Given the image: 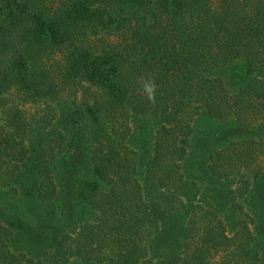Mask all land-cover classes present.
Segmentation results:
<instances>
[{
    "label": "trees",
    "instance_id": "trees-1",
    "mask_svg": "<svg viewBox=\"0 0 264 264\" xmlns=\"http://www.w3.org/2000/svg\"><path fill=\"white\" fill-rule=\"evenodd\" d=\"M258 102L264 0H0V189L81 221L50 264H264V174L229 189L209 125Z\"/></svg>",
    "mask_w": 264,
    "mask_h": 264
},
{
    "label": "rangeland",
    "instance_id": "rangeland-1",
    "mask_svg": "<svg viewBox=\"0 0 264 264\" xmlns=\"http://www.w3.org/2000/svg\"><path fill=\"white\" fill-rule=\"evenodd\" d=\"M213 1L215 2L216 0ZM229 103L232 104L233 102ZM27 109L29 112H34L36 108L31 106ZM244 112L239 111L240 116L238 115L240 118H244L242 125L240 121L236 120V116L232 117V120L228 122H226L227 120L223 121L224 123L213 121L209 124L213 130L216 129L217 136L228 139L227 142L221 141V146H229L228 142L231 141L236 146H230L227 152L229 154L236 153L240 156V159L236 162L233 160L235 164H230L228 165L229 167H226L228 176L226 178L232 182L229 186L231 190L237 188L236 182L240 176H244V178L249 176L251 178L250 181H252L253 176L264 174V130L258 129L260 125L264 124L263 111H261L260 103L258 102L255 108H248ZM200 125L205 127L206 124L201 122ZM239 148L242 149L240 150ZM183 170L186 173L185 168ZM197 188L200 190L199 196L203 199H207L213 192V189L207 187L203 182H199ZM236 197L238 202L245 200L244 197L242 199L239 196ZM49 205L26 199L24 196H16L9 192V189H0V214H2L0 216L3 225L12 232L8 246L15 255L21 254L34 262L40 259L44 264H50L52 258L50 254L54 252L57 243L63 236H68V239L64 241L62 252H64V248H70L75 245V238H77L76 234L81 221L75 222L66 229H54L53 225L49 224L48 214L52 208ZM95 216V214L92 217L91 215L85 216L83 219L88 220V222L92 221L94 224L96 222ZM60 258H68V256L62 255ZM218 259L219 257H215L214 260L218 261ZM70 260L76 261L74 264H84L80 257L70 258Z\"/></svg>",
    "mask_w": 264,
    "mask_h": 264
},
{
    "label": "clouds",
    "instance_id": "clouds-1",
    "mask_svg": "<svg viewBox=\"0 0 264 264\" xmlns=\"http://www.w3.org/2000/svg\"><path fill=\"white\" fill-rule=\"evenodd\" d=\"M155 90L156 86L153 80H148L143 84V91L147 94L150 102H155Z\"/></svg>",
    "mask_w": 264,
    "mask_h": 264
}]
</instances>
